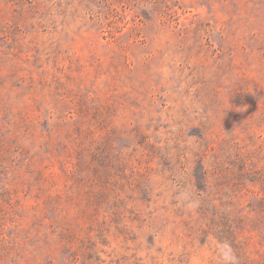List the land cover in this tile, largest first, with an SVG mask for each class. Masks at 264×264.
I'll list each match as a JSON object with an SVG mask.
<instances>
[{
  "label": "rangeland",
  "instance_id": "374dc122",
  "mask_svg": "<svg viewBox=\"0 0 264 264\" xmlns=\"http://www.w3.org/2000/svg\"><path fill=\"white\" fill-rule=\"evenodd\" d=\"M0 264H264V0H0Z\"/></svg>",
  "mask_w": 264,
  "mask_h": 264
}]
</instances>
